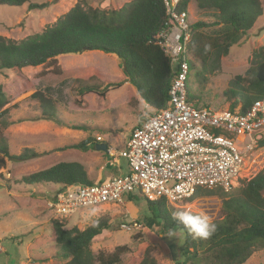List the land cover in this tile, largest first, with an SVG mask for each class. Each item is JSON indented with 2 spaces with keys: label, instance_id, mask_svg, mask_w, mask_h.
Masks as SVG:
<instances>
[{
  "label": "trees",
  "instance_id": "16d2710c",
  "mask_svg": "<svg viewBox=\"0 0 264 264\" xmlns=\"http://www.w3.org/2000/svg\"><path fill=\"white\" fill-rule=\"evenodd\" d=\"M28 3V9L36 7L29 0H0V6L21 7ZM191 3L203 12L212 13L213 21L196 20L190 22ZM177 11H185L189 23L190 39L187 44L189 75L195 64L199 70L196 76H212L221 70V59L228 55L232 46L237 45L247 35L256 20L262 16L261 0H180ZM167 14L163 0H130L117 9L104 10L91 7L86 0L78 1L51 25L40 32L19 40L0 35V71L23 69L55 63L56 58L66 54H80L85 51H101L114 54L119 59L125 82L132 86L151 112L162 109L168 101V91L174 65L158 44V35L165 28ZM218 28L217 32L211 30ZM210 30V31H209ZM53 75L58 68H51ZM40 73H43L41 70ZM47 73V72H46ZM44 75V74H42ZM48 75V74H47ZM79 95L89 93L103 97L108 90L121 87L124 82L102 83L103 77L95 68L73 76ZM0 83V169L6 159L26 161L38 157V153L24 148L18 155L9 152L3 128L12 123L8 118V98ZM223 97L229 110L237 109L246 113L253 102L264 97V52L259 47L252 51L248 67L242 75L232 76ZM188 100L194 97L189 94ZM30 97L38 103L40 117L65 125L56 108L57 101L47 91L39 90ZM139 124V123H138ZM84 130V126H72ZM95 139L88 138L61 148L88 150ZM264 143V142H262ZM1 177V173H0ZM25 186L55 184L90 185L86 170L79 162L60 161L48 168L23 175L19 180ZM264 169L248 180H241L228 191L222 188H198L189 197L216 196L221 201L220 217L215 219L217 231L207 240H193L184 237L182 258L176 264H244L258 249L264 250ZM140 195L129 194L126 199H136ZM146 202L149 216L146 221L161 233L169 229L182 231L180 225L171 220L175 211L165 197ZM57 255L63 262L54 264H118L123 246L109 254L94 256L91 243L103 231L111 229L107 219H99L83 230L77 227L65 229L58 220L51 222ZM130 264H157L149 256L148 250Z\"/></svg>",
  "mask_w": 264,
  "mask_h": 264
},
{
  "label": "rangeland",
  "instance_id": "374dc122",
  "mask_svg": "<svg viewBox=\"0 0 264 264\" xmlns=\"http://www.w3.org/2000/svg\"><path fill=\"white\" fill-rule=\"evenodd\" d=\"M78 1L82 0H29V3L36 4V7L31 9H28V3L21 7L0 6V35L19 40L40 32ZM128 1L130 0H86L89 6L104 10L117 9ZM261 2L262 16L256 20L240 43L232 46L228 55L222 57L219 73L205 76L203 80L201 76L195 75L199 70L195 64L190 75L188 74L186 84L189 94L194 97L191 100L189 98V101L194 106L215 110L228 108L229 104L222 92L229 79L234 75L243 74L253 50L262 47L264 52V0ZM189 19L192 23L196 20L213 21L214 17L211 12L200 11L191 3ZM214 28L211 30H219ZM100 52L93 50L79 55L66 54L58 56L55 63H46L35 68L0 71V83L4 86L3 90L9 101L8 118L12 121L3 128L10 154L18 155L25 145L35 148L39 143L41 147L48 148L45 151L49 154L34 157L28 164L6 159L5 166L0 169V264L63 262L64 259L57 255L58 249L51 226L53 220L61 222L65 229L77 227L83 230L99 219H107L111 229L103 231L93 239L91 250L96 256L99 253H112L116 247L123 246L118 264H130L133 258L142 256L146 250L157 264H176L182 258L184 238L177 241L169 238L167 233L161 234L154 225L146 221L149 211L142 196L132 200L123 199L119 203L80 209L68 217H57L47 206V200L57 191V185L49 183L32 185L33 187L24 186L25 191H22L24 189L21 185L18 187V180L23 175L48 168L59 161H78L84 164L88 172L87 177L92 183L96 182L98 167L95 165H102L104 157L101 151H96L97 155H102L96 159L97 155L83 153L80 149L59 148L100 135L108 147L122 150L132 129L146 113H151V108L139 99L135 89L126 84H122L118 89L108 90L103 97L93 93L78 94L73 76L90 67L97 69L103 77L100 84L102 86L125 80L117 56ZM53 67L59 69L58 75L50 72ZM41 70L43 73H40ZM36 90L47 91L57 101L56 108L65 125L40 117L38 103L30 97ZM77 125L84 126L85 129L72 128ZM107 158L106 154V160ZM119 160L121 163V158ZM102 168L99 170L101 177L109 171L105 169L106 166L102 165ZM262 169L264 149H257L246 161L245 170L232 187H236L241 180L252 178ZM7 186L14 187L16 192H8ZM169 205L175 211L189 206L202 209L213 220L220 217L221 201L216 196L193 198L190 201L184 199ZM25 217L28 222L26 227L17 229L18 231L13 230L18 224H26L23 221ZM122 224L125 227H122ZM13 231L24 233L10 236ZM244 264H264V250L254 251Z\"/></svg>",
  "mask_w": 264,
  "mask_h": 264
},
{
  "label": "built area",
  "instance_id": "2783aa9c",
  "mask_svg": "<svg viewBox=\"0 0 264 264\" xmlns=\"http://www.w3.org/2000/svg\"><path fill=\"white\" fill-rule=\"evenodd\" d=\"M179 1L163 0L167 19L158 35V44L174 65L166 106L141 119L124 149L107 146L106 164L124 159L126 173L90 185L57 187L47 200L57 217L119 203L129 194L147 200L165 197L173 204L191 197L198 188L228 191L250 155L264 149V97L244 114L237 109L198 107L188 100L190 31L185 11H177ZM96 141L102 138L96 136Z\"/></svg>",
  "mask_w": 264,
  "mask_h": 264
},
{
  "label": "clouds",
  "instance_id": "9594fccd",
  "mask_svg": "<svg viewBox=\"0 0 264 264\" xmlns=\"http://www.w3.org/2000/svg\"><path fill=\"white\" fill-rule=\"evenodd\" d=\"M171 220L182 229L168 230L166 236L176 241L186 235H190L193 240H207L217 231V224L207 212L191 206L172 212Z\"/></svg>",
  "mask_w": 264,
  "mask_h": 264
},
{
  "label": "crops",
  "instance_id": "0c3cea01",
  "mask_svg": "<svg viewBox=\"0 0 264 264\" xmlns=\"http://www.w3.org/2000/svg\"><path fill=\"white\" fill-rule=\"evenodd\" d=\"M96 51V50H95ZM100 53H102V52H100ZM80 54H82V53H80ZM76 55H79V54H76ZM126 78V77H125ZM122 82H124L123 84H126V85H128V87H132V86H130L127 82H125V80L124 81H122ZM130 89V88H129ZM133 89V88H132ZM132 91V90H131ZM133 91H134V89H133ZM140 99V98H139ZM147 108V107H146ZM145 110V109H144ZM143 110V111H144ZM147 114V113H146ZM144 115V114H143ZM143 117V116H142ZM140 121H141V119H140ZM137 125V124H136ZM96 136H100V135H96ZM96 136H94V139L96 140ZM103 143V140L102 141H97V142H95L94 143V145H92L88 150H86V151H82L83 153L84 152H88V153H91V154H95V155H97L96 154V151H97V149H96V145H98V144H102ZM43 145H45V143H42ZM103 144H105V143H103ZM41 144L39 143L38 144V146H36L35 148L32 146V145H25L24 146V148H29V149H32V150H34L35 152H38V153H42V152H46V154H44V155H41V156H38V157H36V158H39V157H42V156H46V155H49L48 154V152L47 151H45V150H47L48 148H43V147H41L40 146ZM107 146V145H106ZM23 148V149H24ZM37 149H39V150H37ZM43 150V151H42ZM99 151H101V150H99ZM21 153V152H20ZM101 153L103 154V156L104 157H102V155H100L99 153H98V155H97V158L96 159H98V158H100V157H102V165L103 166H106L107 168H105V169H107V170H109V171H107V172H105V173H103V174H105V176H103V177H101L102 175V173L101 172H99V170H101V169H103L102 168V165H95V167L97 166L98 167V173L95 175L96 176V182H101V181H104V180H106L107 178H109V177H111V176H113V175H119V174H123V173H126L127 172V167H126V162H125V160L124 159H121V163H120V160H118L117 161V163H116V165L114 166H111V167H108V166H110V165H107L106 164V154H105V152L104 151H101ZM19 154V153H18ZM32 159H35V158H31V159H28V160H26V161H20V163L22 164V163H25V164H28V163H30L31 161H32ZM60 162V161H59ZM67 162H76V161H67ZM78 162V161H77ZM80 163V162H79ZM56 164V163H55ZM80 164H82V163H80ZM54 165V164H53ZM83 165V167H84V164H82ZM52 166V165H51ZM92 168H94V166L92 167ZM84 169H85V167H84ZM86 170V169H85ZM35 172V171H34ZM86 173H88L87 172V170H86ZM88 175V174H87ZM102 178H104V179H102ZM95 183V182H94ZM21 185V187H23V189H24V186L25 185H23L22 183H18V187ZM0 187H1V182H0ZM9 187V188H8ZM31 187H33V186H31ZM7 189L6 190H8V192L10 191V193L11 192H13L14 191V193L16 192V190H15V188L14 187H12V186H7L6 187ZM22 189V188H21ZM22 191H25V189L24 190H22ZM24 194H26V193H24ZM9 218H12V217H9ZM3 219H6V218H3ZM23 221H27V217H25L24 219H23ZM27 223L28 222H26V224L25 223H22V224H18V225H16V226H12L14 229L13 230H17V229H20V228H22V227H26V225H27ZM12 231V230H11ZM18 231V230H17ZM15 231H13V233H10V236L11 235H15V234H17V233H19V235H21V234H23L24 232L23 231H20V232H15ZM24 236V235H23ZM22 236V237H23Z\"/></svg>",
  "mask_w": 264,
  "mask_h": 264
},
{
  "label": "water",
  "instance_id": "95a60500",
  "mask_svg": "<svg viewBox=\"0 0 264 264\" xmlns=\"http://www.w3.org/2000/svg\"><path fill=\"white\" fill-rule=\"evenodd\" d=\"M96 149L97 150H101V151H106V149H107V146H106V144H98V145H96Z\"/></svg>",
  "mask_w": 264,
  "mask_h": 264
}]
</instances>
